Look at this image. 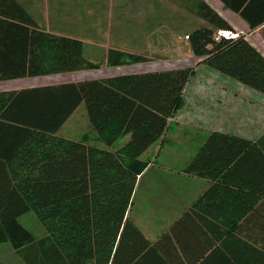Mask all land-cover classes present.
Returning a JSON list of instances; mask_svg holds the SVG:
<instances>
[{"label": "trees", "instance_id": "obj_1", "mask_svg": "<svg viewBox=\"0 0 264 264\" xmlns=\"http://www.w3.org/2000/svg\"><path fill=\"white\" fill-rule=\"evenodd\" d=\"M219 1L251 29L264 24V0ZM195 12L204 24L187 40L198 63L264 94V54L205 0ZM146 61L115 47L93 61L83 40L46 31L17 0H0V81ZM193 73L175 67L0 91V243L25 264H140L156 252L159 241H148L127 214L147 166L142 154L182 106ZM81 103L92 135H59ZM184 171L210 184L165 234L178 235L188 220L205 236L204 261L264 264L260 140L212 130ZM29 211L44 227L40 238L18 220Z\"/></svg>", "mask_w": 264, "mask_h": 264}, {"label": "rangeland", "instance_id": "obj_2", "mask_svg": "<svg viewBox=\"0 0 264 264\" xmlns=\"http://www.w3.org/2000/svg\"><path fill=\"white\" fill-rule=\"evenodd\" d=\"M26 1L36 14L41 13L42 16L46 11L51 14L52 17L45 20L50 30L83 40L84 55L93 61H100L107 48L115 47L148 57L146 62L125 65H138L139 69L191 67L194 69V73L186 85L189 86L195 81L193 79L197 75L195 56L190 49L187 34L204 24V21L195 12L199 0ZM208 3L217 10L219 3L216 5L211 0H208ZM226 15L237 32L247 37L252 36L250 30L239 22L237 17L228 13ZM259 42L261 43V40ZM208 69L211 70L209 67ZM106 70V67H101L94 71H82L80 77H104ZM212 70L236 81L223 73ZM198 71L202 73L200 70ZM71 76L77 77L76 73ZM217 77L219 78V76ZM21 80L23 79L18 78L0 82L11 85L18 84ZM178 110L170 117L167 126L169 129L164 140L154 142L141 157L147 161L146 169L148 170L145 176L137 181V191L135 195L133 193L132 204L130 205L132 207L131 216L136 214V210L139 209L141 216L142 214L146 215L144 221L150 228L153 227L149 224L151 221L159 220L164 214L167 217L170 216L168 218L171 219L174 217V210L178 211L175 206L169 205L167 200L160 202L158 198L156 199L160 193L157 191L160 188L164 189V184L166 188L162 198L168 199L170 195L165 196L166 192L172 196L174 192L179 190L182 181H184L183 186L186 188L185 192L189 194L200 189L202 182L207 179L177 170L178 167H184L196 151L198 138L195 139L194 137H201V134L196 133L194 129H185L184 131L188 134L182 135H179L178 130H174L175 124L173 126L170 122L173 120L171 118L179 116ZM92 130L85 104L81 103L60 127L58 134L70 139H78L84 133L92 135ZM127 139L128 136L125 135L118 139L113 146L119 147ZM166 169H173V171ZM135 190L136 188L134 192ZM152 214L155 215L156 219ZM159 214L160 217H157ZM18 220L36 238L44 235V227L34 212L29 211L20 216ZM0 264L25 263L13 250L11 244L6 241L0 243Z\"/></svg>", "mask_w": 264, "mask_h": 264}, {"label": "crops", "instance_id": "obj_3", "mask_svg": "<svg viewBox=\"0 0 264 264\" xmlns=\"http://www.w3.org/2000/svg\"><path fill=\"white\" fill-rule=\"evenodd\" d=\"M17 1L31 14V16L44 30L56 34H61L49 29L48 23L45 20L46 18L52 17L50 13L46 11L44 15L41 16V13L36 14V12H33L31 10L26 0ZM205 1L208 2V0ZM211 1H214L216 5H218L219 3L218 6L220 7L217 6V9L228 20L229 18L226 15L227 13L237 17L239 19L238 21L245 25V27H247L252 34L251 37H247L245 35L246 38H248V40L262 54H264V24H261L257 28L251 29L249 25L236 13L224 9L223 5H221L222 3L219 0ZM229 22L231 23L230 20ZM259 40H261V43L259 42ZM199 60L200 58H197L195 56L197 75L194 76L193 79L195 81L193 83H191L189 86H187L188 84L186 83L187 85H185L184 87V105L177 112L179 113V116L176 115V118H171L173 120H171L170 124H172L173 126L175 124L174 130H178L179 135L188 134L186 131H184L185 129H194L196 133H200L201 137H194L195 139L198 138V144L196 145L197 147L202 143L207 134L212 130H221L252 140H260V143L262 144V146H264V94L248 86H245L238 81H232L229 78L214 72L212 70L213 68L205 64L198 63ZM109 67H106L107 70L105 76L134 73L147 70L167 69H139L138 65H117ZM208 67L211 68V70L208 69ZM198 70H200V72L202 73H199ZM89 71L94 70H85V72ZM80 72L82 71L64 72L35 77H24L22 78L23 80H21L18 84L11 85H5L4 82H0V91L91 79L80 77ZM97 72L99 73L98 70ZM73 73H76L77 77L71 76L73 75ZM217 76H219V78ZM168 129L169 128H166L165 132L159 140H164ZM3 138V130L0 127V145ZM146 168L143 170L141 175L138 176L137 181L145 176L148 170ZM184 169L185 166L178 167L177 170L184 171ZM166 170L173 171V169ZM187 176L189 177L188 174ZM258 181H260V183L257 185V187L264 185V178H259ZM183 183L184 181L181 182L179 190L177 192H174L172 196L171 194H168L166 192L165 196L170 195L168 199L162 198L163 194L165 193V184L164 189L160 188L157 191L158 193L160 192L156 196V199L158 198V201L161 202L167 200L169 205L175 206V209H177L178 211L174 210V217H171V219L168 218L170 216L167 217L166 214H164L159 220H157L155 215L152 214V216L155 217L156 221H151L149 223L153 225V227L151 228L144 221V217L146 215L142 214L141 216V214H139V209L136 210V214L134 213V215L131 216L132 207L130 206L127 214L129 219L140 229V231L148 239V241L155 244L159 241V244H157L158 247L156 248V252H149L148 255L140 260V264H222L221 259L218 260V258H210L208 261H204L206 257L211 256H209V253L203 254L201 252L206 249L207 242L206 240H204L205 236L199 235V226L194 224V222H189L188 220L182 222L179 226L181 232L179 230L180 233L178 235L165 234L169 231L168 228L184 213L186 209H188L193 204L196 198L208 187V185L210 184V180L209 178L205 179L199 187L200 189H196L195 192H190L189 194L185 192L186 188L185 186H183ZM135 188L136 190L134 192V195L137 191V183ZM262 196L264 195H261V197ZM262 199H264V197H262ZM157 217H160V214Z\"/></svg>", "mask_w": 264, "mask_h": 264}, {"label": "built area", "instance_id": "obj_4", "mask_svg": "<svg viewBox=\"0 0 264 264\" xmlns=\"http://www.w3.org/2000/svg\"><path fill=\"white\" fill-rule=\"evenodd\" d=\"M223 33H225L226 35H228L229 34V32H226V31H219V34H223ZM232 36H235L236 34H234V33H230Z\"/></svg>", "mask_w": 264, "mask_h": 264}, {"label": "water", "instance_id": "obj_5", "mask_svg": "<svg viewBox=\"0 0 264 264\" xmlns=\"http://www.w3.org/2000/svg\"><path fill=\"white\" fill-rule=\"evenodd\" d=\"M221 5H223V4H221ZM218 10V9H217Z\"/></svg>", "mask_w": 264, "mask_h": 264}, {"label": "bare ground", "instance_id": "obj_6", "mask_svg": "<svg viewBox=\"0 0 264 264\" xmlns=\"http://www.w3.org/2000/svg\"><path fill=\"white\" fill-rule=\"evenodd\" d=\"M224 10V9H223Z\"/></svg>", "mask_w": 264, "mask_h": 264}]
</instances>
